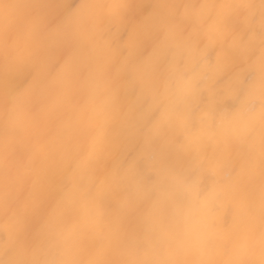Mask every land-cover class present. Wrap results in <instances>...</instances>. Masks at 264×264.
Wrapping results in <instances>:
<instances>
[{"label": "clouds", "instance_id": "1", "mask_svg": "<svg viewBox=\"0 0 264 264\" xmlns=\"http://www.w3.org/2000/svg\"><path fill=\"white\" fill-rule=\"evenodd\" d=\"M0 264H264V0H0Z\"/></svg>", "mask_w": 264, "mask_h": 264}]
</instances>
